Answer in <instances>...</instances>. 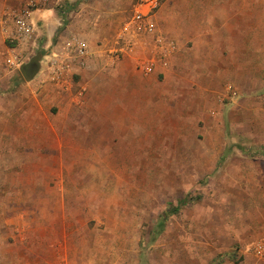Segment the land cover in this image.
I'll list each match as a JSON object with an SVG mask.
<instances>
[{"label":"rangeland","instance_id":"obj_1","mask_svg":"<svg viewBox=\"0 0 264 264\" xmlns=\"http://www.w3.org/2000/svg\"><path fill=\"white\" fill-rule=\"evenodd\" d=\"M137 1L55 0L53 31L34 11L26 61L59 28L110 45ZM23 2L0 0V264H264L255 253L264 245V0L256 48L207 63L221 71L201 81L218 106L199 95L204 109L187 107L184 56L172 72L184 75L177 104L163 96L173 77L127 81L114 101L111 72H78L59 88L72 118L40 93L42 66L25 81L6 65L3 15ZM186 194L198 199L161 229L169 203Z\"/></svg>","mask_w":264,"mask_h":264},{"label":"crops","instance_id":"obj_2","mask_svg":"<svg viewBox=\"0 0 264 264\" xmlns=\"http://www.w3.org/2000/svg\"><path fill=\"white\" fill-rule=\"evenodd\" d=\"M54 1L52 0L46 8L34 10L35 14L34 11L32 13V19L34 16L35 18L42 19L43 25L49 31H53L54 27L56 29L59 24L58 21L55 25L52 17ZM259 7L260 0H162L159 7L154 11L153 21L156 26V35L159 34L165 37V39L175 41V51L171 56L170 64L167 68H158L151 74L145 75L135 65L137 57H148L154 51L155 42L153 35L140 34L137 42L130 45L127 36L121 39L118 35V39H115L114 35L110 45L105 44L103 41L100 44H92L84 37L89 43L91 55L88 58L87 67L82 70L80 69L79 72L83 74L88 73L86 75H91L92 79L102 74V72H111L114 79L112 80L115 82V91L117 92L119 87L127 85V81L141 80V76L158 77L159 75H163L165 83H168L172 77L174 78L172 72L175 70H173V67L175 65L179 67L177 65L181 63L182 57L185 56L187 57V64L190 65L191 63L192 65L188 67L191 77H188L187 84V107L190 110L203 108V106L197 107L196 104L199 100V95L207 96L205 103H202L204 106H210L206 102H210L211 104L215 102L216 106H218L216 99L212 98V91H214L213 84L208 85L201 83V81L209 79V77L218 80L221 71L218 68L210 70L207 68V63L211 61L219 64L221 63L222 56H225L224 59H226L227 54L233 56V54H239V51L243 52L244 48H256L257 33L261 24ZM120 18L121 16H116L115 21H119ZM125 20H122V24ZM92 22L94 23L95 21ZM58 31L60 32L57 38L64 39V37L68 36L65 29L59 28ZM57 41L58 39L53 43ZM230 48L229 52L228 49ZM218 49L219 55L217 57L215 54L218 52ZM236 49H239V51H236ZM114 52L116 53L114 54ZM40 63V66L43 68V58ZM183 77L184 75L182 74L179 78L175 76L170 81L171 87L168 88L166 86L165 89L168 91L163 93V96L170 94L175 104L179 100L175 99L174 96L181 95L180 91L184 90L183 84H181ZM175 80L177 81L174 83L173 81ZM59 88L54 84L45 82L42 85L40 93L43 94V98H49L58 107L59 112L60 110H65L66 118H72L69 116L70 109L67 106L69 105V100L71 101L72 99L70 93H64L63 89ZM121 97L122 94L117 92L113 100L121 101ZM123 100L127 102V99L123 98ZM220 112L221 110L214 108L210 110L213 118H217ZM205 116L210 115L205 114ZM262 128L263 131L260 132L258 137L259 142L263 144V146H260V154L264 150V125ZM262 155L261 157L264 158V154ZM236 172L238 173V171Z\"/></svg>","mask_w":264,"mask_h":264},{"label":"built area","instance_id":"obj_3","mask_svg":"<svg viewBox=\"0 0 264 264\" xmlns=\"http://www.w3.org/2000/svg\"><path fill=\"white\" fill-rule=\"evenodd\" d=\"M52 0H24L18 7L8 9L2 19L6 36L5 62L10 68H19L21 63L29 58L30 48L35 42V23L32 12L46 8ZM162 0H138L132 14L122 25L120 37L127 36L128 43L135 44L140 34L153 35L154 51L148 57H137L136 67L145 75L151 74L155 69L167 68L175 51V41L156 35V26L153 21L154 11ZM118 52V51H117ZM116 52H114L115 54ZM43 55V82H49L64 88L74 73L85 69L91 50L88 41L79 34H70L56 43L45 47ZM162 71V70H161ZM236 95V91H232ZM257 255H264V246H255Z\"/></svg>","mask_w":264,"mask_h":264},{"label":"water","instance_id":"obj_4","mask_svg":"<svg viewBox=\"0 0 264 264\" xmlns=\"http://www.w3.org/2000/svg\"><path fill=\"white\" fill-rule=\"evenodd\" d=\"M40 62L41 53L38 52L36 55L32 56L28 61L21 63L18 69L25 81H30L36 76L40 69Z\"/></svg>","mask_w":264,"mask_h":264},{"label":"trees","instance_id":"obj_5","mask_svg":"<svg viewBox=\"0 0 264 264\" xmlns=\"http://www.w3.org/2000/svg\"><path fill=\"white\" fill-rule=\"evenodd\" d=\"M67 10H70V8H68ZM7 44H9V42H7ZM41 53L43 54V51H41ZM261 154H264V150L261 151ZM196 199H198V197H192L190 194H186L178 199L175 204L169 203V206L162 214V221L160 223L161 229L164 227V219H166L171 214L177 213L183 206L192 203Z\"/></svg>","mask_w":264,"mask_h":264},{"label":"bare ground","instance_id":"obj_6","mask_svg":"<svg viewBox=\"0 0 264 264\" xmlns=\"http://www.w3.org/2000/svg\"><path fill=\"white\" fill-rule=\"evenodd\" d=\"M2 155V154H1ZM1 157H3V156H1ZM6 161V160H5Z\"/></svg>","mask_w":264,"mask_h":264}]
</instances>
